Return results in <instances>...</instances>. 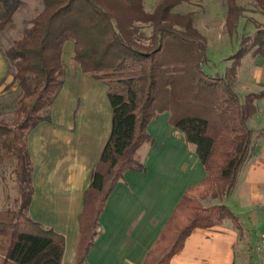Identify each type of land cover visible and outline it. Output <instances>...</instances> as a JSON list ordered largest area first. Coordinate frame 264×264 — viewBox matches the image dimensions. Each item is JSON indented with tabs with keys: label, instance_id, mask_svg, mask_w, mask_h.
<instances>
[{
	"label": "trees",
	"instance_id": "trees-1",
	"mask_svg": "<svg viewBox=\"0 0 264 264\" xmlns=\"http://www.w3.org/2000/svg\"><path fill=\"white\" fill-rule=\"evenodd\" d=\"M194 1L156 0L149 12L145 0H40L43 8L22 37L8 48L0 41L20 92L13 102V119H0V164L11 166L18 191L13 209L0 211V264L63 261L65 237L29 216L34 167L28 137L52 121V107L65 83L68 44L73 45L75 65L107 87L113 110L111 134L79 216L76 264H87L102 235L100 216L124 174L146 172L139 151L152 142L148 127L163 113L170 114V124L195 148L207 176L183 195L143 264H170L196 229L230 222L243 234L232 208L206 207L203 201L226 199L251 157L254 132L247 122L264 91L242 100L232 78L248 54L264 59V23L250 20L255 35L242 39L225 75L212 77L203 70L207 41L196 27V12H175ZM221 1L227 10L225 31L233 38L247 8L238 0ZM258 1L264 6V0ZM23 5L24 0H0V37Z\"/></svg>",
	"mask_w": 264,
	"mask_h": 264
},
{
	"label": "crops",
	"instance_id": "crops-1",
	"mask_svg": "<svg viewBox=\"0 0 264 264\" xmlns=\"http://www.w3.org/2000/svg\"><path fill=\"white\" fill-rule=\"evenodd\" d=\"M252 58L255 61H242L232 80L242 100L264 91V59ZM16 92L0 50V97ZM255 105L257 111L247 122L254 132L251 157L231 194L213 204L232 208L240 216L243 234L230 222L196 229L170 264L258 263L254 250L264 233V98ZM51 117V123L40 124L28 137L34 167L29 216L65 237L62 264H76L85 192L112 130L107 87L68 65ZM148 131L152 142L139 151L147 170L126 172L114 188L100 216L102 235L87 264H143L183 195L207 176L195 148L170 124L169 113L151 122ZM5 207L0 194V211Z\"/></svg>",
	"mask_w": 264,
	"mask_h": 264
},
{
	"label": "rangeland",
	"instance_id": "rangeland-1",
	"mask_svg": "<svg viewBox=\"0 0 264 264\" xmlns=\"http://www.w3.org/2000/svg\"><path fill=\"white\" fill-rule=\"evenodd\" d=\"M240 5L247 8L245 18L240 21L237 33L230 38L225 31L226 7L221 0H195L191 4L179 6L175 12L186 14L188 12H196L195 23L200 33L207 41V60L203 70L212 77L215 75H225L232 66L230 61L239 49V44L244 37H253L257 31L250 20H257L264 23V6L258 0H238ZM156 0H145L146 10L153 11ZM40 0H24V5L16 14L14 21L9 25L8 30L0 37L1 44L4 48H8L15 40L22 37L24 30L30 26L32 18H34L41 10ZM73 46L72 44H68ZM64 49V61L66 65L75 67L72 61L73 52L67 48ZM250 53L243 61H255ZM234 76L233 78H235ZM232 78V80H233ZM18 90V88H17ZM19 92V90H18ZM20 93V92H19ZM19 94L9 93L0 97V119L11 121L14 117V100ZM5 165V166H4ZM0 164V194L3 196L6 204L5 209H13L14 199L18 196L17 187L14 181L12 168L8 163ZM216 200L203 201V205L211 207Z\"/></svg>",
	"mask_w": 264,
	"mask_h": 264
},
{
	"label": "built area",
	"instance_id": "built-area-1",
	"mask_svg": "<svg viewBox=\"0 0 264 264\" xmlns=\"http://www.w3.org/2000/svg\"><path fill=\"white\" fill-rule=\"evenodd\" d=\"M254 255L258 258L257 264H264V233L259 237V242L254 250Z\"/></svg>",
	"mask_w": 264,
	"mask_h": 264
}]
</instances>
